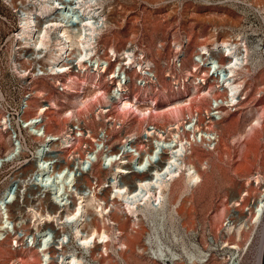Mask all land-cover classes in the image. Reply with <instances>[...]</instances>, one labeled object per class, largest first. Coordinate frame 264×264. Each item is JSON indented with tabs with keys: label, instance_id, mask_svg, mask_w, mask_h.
Instances as JSON below:
<instances>
[{
	"label": "rangeland",
	"instance_id": "obj_1",
	"mask_svg": "<svg viewBox=\"0 0 264 264\" xmlns=\"http://www.w3.org/2000/svg\"><path fill=\"white\" fill-rule=\"evenodd\" d=\"M21 2L0 0V124L5 119L26 142L18 162L23 169L34 161L38 139L32 130L39 127L58 139L46 146L48 167L70 164L65 168L71 175L58 189L57 179L44 169L41 180H29L15 191L5 212L0 211L7 222L0 264H41L44 253L46 264H60L69 253L80 264H256L262 222L245 206L264 190V0H106L105 9L113 8L117 24L98 36L94 51L99 63L109 64L106 72H98L92 55L82 62L84 68L72 61L55 75L45 70L44 58L36 64L28 60L31 44L15 36ZM30 9L37 25L43 23L40 7ZM83 17L79 10V20ZM222 40L236 42L241 57L231 77L216 69L226 57L210 46ZM51 48L41 55L48 56ZM128 49L133 50L129 62ZM143 63L150 68L144 73L138 69ZM116 68L122 71L121 92L111 78ZM228 80L239 84L233 102ZM112 91L146 106L123 109L109 101ZM36 116L40 123L33 127L29 123ZM196 118L200 133H210V140L192 129L179 131L190 144L184 161L198 180L187 183L182 172L169 182L165 206L140 211L137 221L124 215L110 182L128 186L138 174H116L119 160L108 163L109 153L130 140L133 154L143 152L150 146L145 131L154 127L168 135L173 124H193ZM76 123L80 130H74ZM8 136L0 129V157ZM2 168L0 192L12 175L24 172L10 163ZM79 196L98 198L91 213L84 214L80 236L90 233L93 223L106 232V243L92 240L85 246L74 235L75 220L65 215L78 205ZM98 203L105 213L95 211ZM47 211L54 217L39 220ZM109 212L122 217L114 222Z\"/></svg>",
	"mask_w": 264,
	"mask_h": 264
},
{
	"label": "bare ground",
	"instance_id": "obj_2",
	"mask_svg": "<svg viewBox=\"0 0 264 264\" xmlns=\"http://www.w3.org/2000/svg\"><path fill=\"white\" fill-rule=\"evenodd\" d=\"M105 1L106 0H22L20 3L22 14L19 18V29L17 30L15 36L17 39L24 40V42H26L25 44H27V42L31 44V49L33 48V52L32 55L28 57V60L36 64L40 61L41 57L44 58L48 64L45 70L52 71V73L55 70L65 72V65L72 63V61H76V65H78L80 69L84 68L82 62L85 63L88 60L90 61L92 55L94 58L96 56H94V51L97 46L98 36L104 31V29L110 28L117 24L116 12H114L113 8L106 10L104 4ZM25 2H29L31 4L24 5ZM9 3L12 4L13 0H9ZM32 5H37L40 7L41 11H39V15L42 17V19H45L40 25H37L34 19V12L30 9ZM57 10L58 12L56 14ZM79 10L80 13H83L85 16L81 20L78 18ZM51 16L53 17L50 18ZM51 46L53 48H51ZM210 46L212 51H221L226 57V62L223 67L221 66L222 68L219 67L217 70H219V72H225L230 77L233 76L237 69V65L239 64L238 61L241 58L237 52V43H233V41L227 42V40H222L221 42H213ZM49 48L51 49L49 50L48 56H42L41 53H43V50H48ZM74 49H76L77 53L74 56H69L67 51ZM202 49L205 51L203 54L208 52L206 47H203ZM132 52V49L124 51L128 62L130 61ZM97 60L98 59L95 58L93 63L96 64L98 72L105 73L107 69L106 63H99ZM13 62L16 65L15 60ZM211 63L214 64V61ZM138 69L144 73L150 69L149 64L143 63V66L139 65ZM118 70V68L113 70L111 78H116L118 81L116 91L121 92L125 90V86L121 84L122 79H120L119 73L117 74ZM226 85L230 89L228 91L230 93L231 101L233 102L235 94L237 93L236 88H239V84H235L228 80ZM92 87L95 88L96 85H92ZM108 98L111 102L118 101V104L123 109H136L137 106H146V102L144 101L137 103L136 99L131 97H117V93L114 91L108 94ZM141 110L149 111L150 109L143 107ZM42 112L43 106L39 108V114H42ZM37 119V116L31 119L29 124L33 125L34 127L40 123V121L38 122ZM197 119L198 118L194 120L193 124H191V121L184 122L181 125L179 123L173 124L168 128V135H165V132L161 133L160 130H154V132L145 131V137L148 139L144 140V142H149L150 146L143 152L140 151L133 154L136 151L132 152V147L128 146V142H131L130 140L125 141L122 148L118 150L117 153H115L116 150H112L109 153L108 163L119 160L118 164L115 166L116 174H138L137 178L134 180L135 182L128 186H126V183L120 184L118 180L114 179L110 182V185L113 189L111 192H114V199H119L123 203L124 215L135 217L133 219L135 221L140 211L145 209L153 211L163 207L169 182L178 177L182 172H185L186 179L188 181L187 183H195L198 180L197 174L192 171L191 166L186 164L184 161L188 146L190 144L181 138V133L179 131L181 127H183V129L186 131L192 129L193 134L197 135L199 133V137H204V139L210 140V133L204 132V135L200 133ZM187 123L189 125H187ZM0 129L9 133L7 140L9 144L7 150L3 156L0 157V170L3 169L2 167L7 163L14 164L15 168H17V171L24 170V172H19L18 174L12 175L8 182L2 187L0 192V211L5 212V207L8 206L10 202H12L11 200L13 199L14 194L12 193L11 189L13 187L16 190L23 187L26 188V184L29 180H35L34 178H37V181H39V179L41 180L44 175L45 168L47 173H50L53 177H55V179H57L56 183L58 189H62L64 183H68L71 173H68L67 170H69L68 167L70 164H66L65 166L58 164L53 166V169H50V167H48L50 163H47L49 157L46 152V146H48L49 143H52L53 141H57L58 139L52 137L51 134L45 133L44 131L41 132L39 127L37 130H32L34 136L38 139V143L35 147V161L32 162L28 169H23L25 168L24 165H20L18 162L21 155L25 153V149L27 148L26 142L19 141L17 136V141L12 138L11 131L8 128L5 119L1 121ZM69 132H71L70 129L64 134V139L70 137ZM89 137L91 136L89 135ZM131 154L132 156H136L134 157L133 161H125L124 159ZM65 167L68 169L66 170ZM98 171V173L103 172V170ZM15 172L16 171L13 173ZM96 199L98 198L87 196V199H85V197L79 196L78 205L71 212L65 215L66 219L73 221L75 220L76 224L74 228V235L85 246H87L92 240H96L97 243H106L108 239L106 232L97 230L95 227H93V223H90V226L92 227L90 233L85 236H80V227L82 225L84 214L91 213L92 201ZM43 203L46 204L47 200ZM11 207L15 208V205L9 206L10 209ZM263 207L264 190L261 196L258 198L255 206V220L262 222L260 229L261 240L258 248L256 264H260L261 253L264 244V214L261 212ZM105 208L106 207H103L100 203H98V205L95 206V211H97V213H105ZM34 214H36V212H34ZM45 214L46 215L40 214L39 220L51 219L54 217L51 216L48 211ZM108 215H110V220L114 222H118L120 217H122V215L113 214L110 212ZM5 217L6 214L0 212V240L2 239L1 232L4 230L7 224ZM114 217L116 219H114ZM41 232L38 234L41 235ZM39 247H41V245ZM41 248V250L44 249V247ZM94 248H96V246H94ZM125 248H127L126 245ZM57 249L58 247L55 250ZM46 256V253H44L42 256L44 260H41V264H46ZM58 261H60V264H80L79 258L70 253L66 255L65 258L62 257V259H59Z\"/></svg>",
	"mask_w": 264,
	"mask_h": 264
},
{
	"label": "built area",
	"instance_id": "obj_3",
	"mask_svg": "<svg viewBox=\"0 0 264 264\" xmlns=\"http://www.w3.org/2000/svg\"><path fill=\"white\" fill-rule=\"evenodd\" d=\"M64 64H66V63H64ZM108 63L106 64V67L108 68ZM65 66H67V65H65ZM216 69H218V67L216 68ZM59 71V70H58ZM119 71L120 70H118V72H117V74L119 73ZM49 72H51L52 73V71H49ZM64 73V71H59V73ZM120 72H122V71H120ZM53 75H55L54 74V72L52 73ZM214 78H217V76H215ZM113 79H115L116 80V78H113ZM237 94H235V96H236ZM229 97H230V95H229ZM40 121V119H38V122ZM39 124V123H38ZM25 126H27V124L25 125ZM9 129H10V131H11V134H12V138L15 140V141H17L16 140V136H17V139L19 140V141H21V139L18 137V135L10 128V127H8ZM38 128V127H37ZM74 130H80L79 129V124L78 123H76V125H75V128H74ZM149 130H151V132H154V130H158L157 128H154V127H152L151 129H149ZM43 132V131H42ZM150 132V131H149ZM22 142H24V141H22ZM48 151V149H46V152ZM34 161H35V156H36V151H35V149H34ZM17 154H19V153H17ZM33 161V162H34ZM53 166H50V169H53L52 168ZM46 169V168H45ZM257 177H255L254 178V180H253V183L255 184V183H257V179H256ZM35 180L34 181H37V178H34ZM64 184H67V183H64ZM11 191H12V193L14 194L15 193V191H16V189L13 187L12 189H11ZM263 193V190H262V192L260 193V194H262ZM257 200H258V197L255 199V200H252L248 205H246L245 206V209L248 211V212H250V214H252L253 216H254V214H255V210H256V208H255V206H256V203H257ZM262 212V214H264V207H263V210L261 211ZM233 221V220H232Z\"/></svg>",
	"mask_w": 264,
	"mask_h": 264
},
{
	"label": "water",
	"instance_id": "obj_4",
	"mask_svg": "<svg viewBox=\"0 0 264 264\" xmlns=\"http://www.w3.org/2000/svg\"><path fill=\"white\" fill-rule=\"evenodd\" d=\"M260 264H264V244H263V248H262Z\"/></svg>",
	"mask_w": 264,
	"mask_h": 264
}]
</instances>
